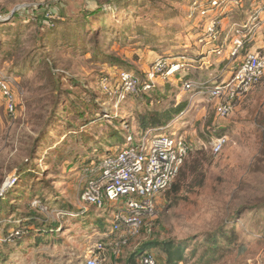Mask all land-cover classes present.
Masks as SVG:
<instances>
[{"label": "rangeland", "instance_id": "obj_1", "mask_svg": "<svg viewBox=\"0 0 264 264\" xmlns=\"http://www.w3.org/2000/svg\"><path fill=\"white\" fill-rule=\"evenodd\" d=\"M263 1L244 0L220 28L243 24ZM192 2L0 0V76L16 104L9 113L0 93V219L7 220L0 225V264H83L118 207L82 212L85 164L114 137L120 144L125 135L142 139L138 118L153 111L176 119L169 123L186 138L193 170L178 193L172 185L160 196L152 226L123 249L120 262L150 249L159 264H264V77L226 118L208 97L184 91L187 73L194 81L225 73L208 53L213 43L200 42L206 19ZM260 33L254 48L263 46L264 54ZM182 54L190 67L144 89L159 57ZM122 70L139 78L137 92L124 91ZM180 103L186 107L174 115ZM221 134L229 140L215 155L210 143ZM168 242L185 248V261L169 263L162 247Z\"/></svg>", "mask_w": 264, "mask_h": 264}, {"label": "built area", "instance_id": "obj_2", "mask_svg": "<svg viewBox=\"0 0 264 264\" xmlns=\"http://www.w3.org/2000/svg\"><path fill=\"white\" fill-rule=\"evenodd\" d=\"M243 2L244 0L192 2L200 10L201 17L206 19L204 38L200 42L207 40L213 43L208 53L221 59L220 67L225 73L216 81L185 79L182 87L184 91L194 92L196 97H208L214 103L215 112L220 118L233 113L240 101L264 77V54L261 52L263 46L254 48L264 29V1L261 6L257 5L256 10H252L251 17L248 14L249 17L243 24L231 22L229 27L220 28L226 21L227 14L244 8ZM213 8L217 12L211 13ZM206 64L208 61L204 59L202 65ZM191 65L192 62L185 54L156 60L148 71L150 83L144 89L151 88L155 78H170ZM119 78L125 92L138 91V77L122 70ZM102 85L107 89V78L102 79ZM0 93L7 99L8 112L14 114V93L1 76ZM173 122L148 129L139 141H135L134 136L127 137L123 146L86 167V180L79 196L83 204L82 212H87L88 206H93L98 211H112L114 204H118V207L107 231L101 234V239L84 255L83 264H122L120 259L124 255L123 249L145 228L152 226L159 198L171 188L190 150L186 138L177 130L171 129ZM228 140L226 134L213 137L210 143L212 152L220 154ZM6 185L7 188L11 187L9 183ZM15 233L19 234L20 231L16 230ZM112 236L114 238L109 240ZM137 261L138 264H159L156 255L149 249L144 250Z\"/></svg>", "mask_w": 264, "mask_h": 264}, {"label": "trees", "instance_id": "obj_3", "mask_svg": "<svg viewBox=\"0 0 264 264\" xmlns=\"http://www.w3.org/2000/svg\"><path fill=\"white\" fill-rule=\"evenodd\" d=\"M200 54V53H199ZM201 55H203V53H201ZM164 57H159L158 59H163ZM157 59V60H158ZM188 77V75H184V76H182V79H181V81L183 82V80L185 79V78H187ZM186 107V103H180V104H178L177 106H176V108L173 110L174 111V115H179L180 113H182L183 112V110H184V108ZM169 115H171V114H168V112L166 113H157V112H148V113H146V114H144L143 116H140L139 118H138V122L140 123V126H138V127H140V129H141V131H143V132H145V131H147L148 129H150V128H155V127H160V126H163V125H166V124H168V122H169V120L170 121H174V120H176L175 118L174 119H171L172 117L171 116H169ZM164 121V122H163ZM166 121H168V122H166ZM166 122V123H165ZM163 124V125H162ZM127 135H125V142H124V144L126 143V141H127ZM113 139V142L111 143H109L108 145H107V147H109L108 148V150H106V152L104 153V154H102L99 158H101L103 155H105V154H107V153H111L113 150H115L116 148H118V147H120V146H123L124 144H120L119 142L121 141L120 139H121V137L120 136H118L117 138L116 137H114V138H112ZM190 153V152H189ZM189 155V154H188ZM99 158H92L90 161H88L86 164H85V167H87V166H90L91 164H93V163H95ZM193 170L192 169V167H191V165H189V162H187V158L185 159V161H184V164L181 166V168H180V170H179V172H178V175L176 176V178H175V180H174V182H173V191L175 192V193H178L179 192V190L181 189V183L183 182V181H185L186 179H187V173H188V171L189 170ZM14 178H15V186H18V184L20 183V179H21V171L20 172H16V174L14 175ZM177 180H178V182H177ZM13 185V186H14ZM12 186V187H13ZM12 187H8V188H6L5 189V192L3 193L4 195L3 196H8L9 194H7L8 192H10V190L12 189ZM1 196V195H0ZM80 215H82V213L80 212L79 213V216ZM81 217V216H80ZM7 222V220H2V219H0V225H2V223H4V222ZM17 224H19V223H21L22 224V222L20 221V222H16ZM5 224V223H4ZM101 224L102 223H100V224H98V225H96L94 228L96 229V230H101ZM7 225V227L9 226V224L7 223L6 224ZM13 230H15L16 231V228L17 227H15V226H12L11 227ZM10 228V229H11ZM11 229V230H12ZM7 237V239H10V237L12 238L13 237V235L12 234H9V235H7L6 236ZM114 238V236H112L109 240H112ZM108 240V241H109ZM217 240V238H212V239H209L208 241H210L211 243H214L215 244V241ZM149 245V244H148ZM163 246V249H164V251L167 253V255H168V260H169V263H171V262H174V263H178V262H183V261H185V258H184V256L186 255V252H185V248L184 247H181V246H179V245H177V246H174L173 244H170L169 242L168 243H166V245L165 244H162ZM219 247H216V248H214L213 249V251H215V253H217L219 250H220V248L218 249ZM212 249V248H211ZM146 250V249H145ZM150 250V249H149ZM142 252L140 251V253L139 254H137V252H133L132 254H131V256H130V259H129V262H128V264H138V261H137V258H138V256L141 254Z\"/></svg>", "mask_w": 264, "mask_h": 264}, {"label": "crops", "instance_id": "obj_4", "mask_svg": "<svg viewBox=\"0 0 264 264\" xmlns=\"http://www.w3.org/2000/svg\"><path fill=\"white\" fill-rule=\"evenodd\" d=\"M203 50H205V49H200V53L205 54ZM200 61H201L200 64L202 65V62L204 61V58L203 59L201 58ZM191 73H187L185 75H188L190 77V79H192ZM222 76H223V74L221 75L220 72H217V77H218L217 79H221Z\"/></svg>", "mask_w": 264, "mask_h": 264}]
</instances>
